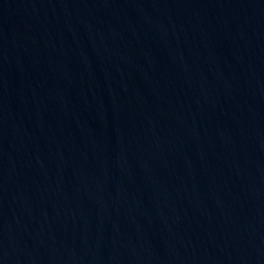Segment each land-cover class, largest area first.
<instances>
[{"label": "water", "instance_id": "obj_1", "mask_svg": "<svg viewBox=\"0 0 264 264\" xmlns=\"http://www.w3.org/2000/svg\"><path fill=\"white\" fill-rule=\"evenodd\" d=\"M0 264H264V0H0Z\"/></svg>", "mask_w": 264, "mask_h": 264}]
</instances>
